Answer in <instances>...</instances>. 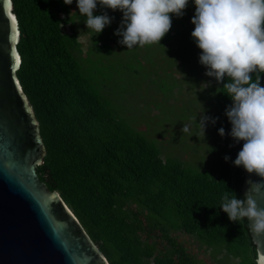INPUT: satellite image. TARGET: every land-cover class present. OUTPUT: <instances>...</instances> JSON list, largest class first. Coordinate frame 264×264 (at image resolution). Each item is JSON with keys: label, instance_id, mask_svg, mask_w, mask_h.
<instances>
[{"label": "trees", "instance_id": "obj_1", "mask_svg": "<svg viewBox=\"0 0 264 264\" xmlns=\"http://www.w3.org/2000/svg\"><path fill=\"white\" fill-rule=\"evenodd\" d=\"M11 1L19 29L16 75L46 150L36 173L49 191L59 194L108 264H196L168 230L193 235L238 264H254L246 221L230 222L219 209L225 188L243 196V173L232 164L242 142L227 135L231 127L224 110L231 101L223 85L214 82L211 100V117H218L211 126L217 167L198 170L162 159L160 149L103 95L101 74L79 57L74 35L63 29L75 18L62 17L67 14L63 0ZM89 61L95 62L91 55ZM201 67L197 62L196 68ZM221 127L223 138L217 134ZM155 229L172 249L161 257H154L155 244L149 243Z\"/></svg>", "mask_w": 264, "mask_h": 264}, {"label": "clouds", "instance_id": "obj_2", "mask_svg": "<svg viewBox=\"0 0 264 264\" xmlns=\"http://www.w3.org/2000/svg\"><path fill=\"white\" fill-rule=\"evenodd\" d=\"M63 3L71 5L73 0ZM188 3L189 0H76L79 16L76 12L69 16L84 17L87 30L97 35L113 19L106 12L94 15L97 6L120 11L122 20L114 35L120 37L118 44L132 50L136 46L159 45L172 26V17H182ZM192 3L195 11L190 20L194 26L191 38L200 50L199 63L206 69V77L223 85L224 95L231 101L224 110L231 125L228 137L236 143L243 142L232 161L233 167H242L250 176L259 177V182L246 181L249 187L243 196L225 188L219 209L230 222L246 221L252 238L264 239V208L258 207L253 198L264 189V86L261 85L264 0H192ZM204 112L202 107L199 120L197 116L191 119L203 140L207 126L218 120ZM191 124H183L181 133L191 134ZM217 134L223 138L225 129L219 128ZM230 159L224 157L225 162ZM254 264H264V251H256Z\"/></svg>", "mask_w": 264, "mask_h": 264}, {"label": "rangeland", "instance_id": "obj_3", "mask_svg": "<svg viewBox=\"0 0 264 264\" xmlns=\"http://www.w3.org/2000/svg\"><path fill=\"white\" fill-rule=\"evenodd\" d=\"M64 8L67 14L62 17H68L71 12L79 16L76 0L71 5L64 4ZM194 11L192 0H189L183 16L172 17V26L159 42L160 46L150 44L132 50L118 44L120 37L114 35L122 20L120 11L97 6L94 15L106 12L113 18L97 35L91 29L87 30L84 17L76 15L74 22L69 21L63 29L74 35L79 44V57L95 74L103 77V95L113 100L118 114L127 117L131 126L143 131L145 137L160 149L162 159L170 157L192 169L210 171L218 165L208 148L213 146L212 124L207 126L204 140L191 124L192 117L197 116L199 120L202 107L204 115L211 117L213 114L211 100L214 99L215 82L204 75L206 69L203 66L196 68L200 50L191 38L194 26L190 20ZM89 55L95 62H88ZM97 58L101 60V69L112 75H102ZM202 83L210 86L205 88ZM183 124H191V134L181 133ZM168 235L196 264H238V259L200 243L193 235L180 230H168ZM149 243L155 244L154 257L172 251L157 229Z\"/></svg>", "mask_w": 264, "mask_h": 264}, {"label": "water", "instance_id": "obj_4", "mask_svg": "<svg viewBox=\"0 0 264 264\" xmlns=\"http://www.w3.org/2000/svg\"><path fill=\"white\" fill-rule=\"evenodd\" d=\"M13 17L12 1L0 0V264H108L59 194L36 173L46 150L16 75L19 29ZM239 169L244 195L246 181L259 177ZM253 198L264 208V189ZM251 240L255 251H264V239Z\"/></svg>", "mask_w": 264, "mask_h": 264}, {"label": "snow or ice", "instance_id": "obj_5", "mask_svg": "<svg viewBox=\"0 0 264 264\" xmlns=\"http://www.w3.org/2000/svg\"><path fill=\"white\" fill-rule=\"evenodd\" d=\"M13 24H15L16 23V19H15V17H13ZM19 62H20V58L19 57H17L16 58V63H17V65H19Z\"/></svg>", "mask_w": 264, "mask_h": 264}]
</instances>
